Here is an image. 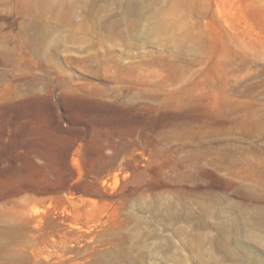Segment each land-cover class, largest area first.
<instances>
[{
	"label": "rangeland",
	"instance_id": "obj_1",
	"mask_svg": "<svg viewBox=\"0 0 264 264\" xmlns=\"http://www.w3.org/2000/svg\"><path fill=\"white\" fill-rule=\"evenodd\" d=\"M0 264H264V0H0Z\"/></svg>",
	"mask_w": 264,
	"mask_h": 264
},
{
	"label": "bare ground",
	"instance_id": "obj_2",
	"mask_svg": "<svg viewBox=\"0 0 264 264\" xmlns=\"http://www.w3.org/2000/svg\"><path fill=\"white\" fill-rule=\"evenodd\" d=\"M247 194H248V192H247ZM247 194H246V195H247ZM185 206H186V205H185ZM171 210H172V209H171ZM233 226H234V225H233ZM255 259H257V258H255Z\"/></svg>",
	"mask_w": 264,
	"mask_h": 264
}]
</instances>
